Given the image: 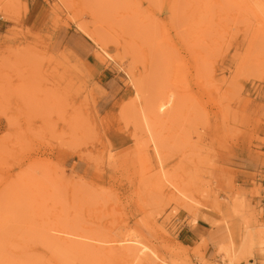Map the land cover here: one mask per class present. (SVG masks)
I'll use <instances>...</instances> for the list:
<instances>
[{"label":"rangeland","instance_id":"374dc122","mask_svg":"<svg viewBox=\"0 0 264 264\" xmlns=\"http://www.w3.org/2000/svg\"><path fill=\"white\" fill-rule=\"evenodd\" d=\"M0 7V264H264V0Z\"/></svg>","mask_w":264,"mask_h":264},{"label":"bare ground","instance_id":"6f19581e","mask_svg":"<svg viewBox=\"0 0 264 264\" xmlns=\"http://www.w3.org/2000/svg\"><path fill=\"white\" fill-rule=\"evenodd\" d=\"M1 8V7H0ZM5 10V9H4ZM5 12V11H4ZM143 109V108H142ZM139 111V110H138ZM144 110H143V113H142V117H143V119H144V121H145V125H146V133L148 134V136H149V139H150V142H152V145L154 146V148L155 149H157L156 147H159V141H157L158 139H157V137L155 138V136L156 135H154L155 133H154V131H153V129L151 128V126L149 125V122H148V120H149V118H148V120H147V117H146V115L144 114ZM141 117V115H140V119L142 118ZM142 120V119H141ZM140 120V121H141ZM143 121V120H142ZM151 122V121H150ZM143 125V124H142ZM144 127L145 126H143V129H144ZM143 131H145V130H143ZM148 139V140H149ZM155 139H157L156 141H157V143H156V141H155ZM145 140V139H144ZM148 140H147V142H145V144H147L148 143ZM159 144V145H158ZM158 145V146H157ZM144 146V145H143ZM142 149V148H141ZM159 151H160V148L158 149ZM146 151V150H145ZM159 151H158V153H159ZM145 155V154H144ZM157 155V154H156ZM146 156V155H145ZM159 156V155H158ZM162 179V178H161ZM156 182V181H155ZM160 183H161V181H160ZM158 185V184H157ZM161 189V188H160ZM159 189V190H160ZM234 201V203L236 202L235 200H233ZM237 203H238V201H237ZM240 204V203H239ZM236 205H237V209L239 208V206H238V204H235V207H236ZM237 209H235L236 211H237ZM239 211V210H238ZM256 220V219H255ZM192 225H194V222L192 223ZM235 225H236V223H235ZM229 226V224H227V227ZM112 231V230H111ZM117 231V230H116ZM119 231V230H118ZM117 231V232H118ZM260 231V234H261V237L262 238H264V230H259ZM120 232V231H119ZM258 232V231H257ZM112 233H114V231L112 232ZM114 235H116V234H111V235H109V236H112V238H113V236ZM118 235H120V234H118ZM259 235V234H258ZM121 236V235H120ZM120 236H119V238H120ZM116 237V236H115ZM225 237V236H224ZM110 238V237H109ZM111 238V240H103V241H105V243L106 242H111V241H116V239H112ZM122 238V237H121ZM260 238V237H259ZM129 239V238H128ZM133 239V238H132ZM131 239V240H132ZM261 239V238H260ZM124 240V239H123ZM130 240V241H131ZM119 241V240H118ZM129 241V242H130ZM124 242V241H123ZM122 242V243H123ZM128 242V241H127ZM128 242V243H129ZM132 242V241H131ZM136 241H134V242H132V243H135ZM249 242V241H248ZM257 242V241H256ZM261 242H264V239H262L261 240ZM128 243H126V244H128ZM108 244V243H107ZM115 244V243H114ZM242 244H244V243H242ZM245 244H246V242H245ZM245 244H244V246H245ZM260 244V243H259ZM262 244H264V243H262ZM261 244V245H262ZM117 245V244H116ZM116 245H111V246H106V247H101L102 248V250L104 251V253L105 254H116V253H119L120 252V254L122 255V257L124 256V257H131V258H133V259H135L136 260V262H137V264H145L146 263V260L147 259H149V256H148V254H146V256H144V255H141V254H139V252H142L143 253V251H141L142 249H137V247L135 248V247H133V246H131V247H128V246H124V247H118V246H116ZM119 245V244H118ZM121 245V244H120ZM130 245H132V244H130ZM136 245H137V243H136ZM232 245V244H231ZM262 246H264V245H262ZM139 248V247H138ZM217 250H218V253L222 256V260H225L226 258L228 259V257H230V255H231V250H230V242L228 241V240H226V242H224V241H221V243L218 245V247H217ZM246 253V252H245ZM148 256V257H147ZM250 257V256H249Z\"/></svg>","mask_w":264,"mask_h":264},{"label":"crops","instance_id":"0c3cea01","mask_svg":"<svg viewBox=\"0 0 264 264\" xmlns=\"http://www.w3.org/2000/svg\"><path fill=\"white\" fill-rule=\"evenodd\" d=\"M186 232L189 233V241L187 246L193 245L195 242H200L203 239L209 241L208 245H214L217 249V244L221 240V230H214V228H207L204 225L196 222L193 226L187 227ZM215 250H213L214 252Z\"/></svg>","mask_w":264,"mask_h":264},{"label":"built area","instance_id":"2783aa9c","mask_svg":"<svg viewBox=\"0 0 264 264\" xmlns=\"http://www.w3.org/2000/svg\"><path fill=\"white\" fill-rule=\"evenodd\" d=\"M246 264H253V263L248 261Z\"/></svg>","mask_w":264,"mask_h":264}]
</instances>
